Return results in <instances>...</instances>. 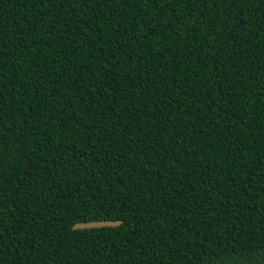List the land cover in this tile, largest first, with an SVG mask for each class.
I'll return each instance as SVG.
<instances>
[{
  "label": "trees",
  "instance_id": "trees-1",
  "mask_svg": "<svg viewBox=\"0 0 264 264\" xmlns=\"http://www.w3.org/2000/svg\"><path fill=\"white\" fill-rule=\"evenodd\" d=\"M0 264H264V0H0Z\"/></svg>",
  "mask_w": 264,
  "mask_h": 264
},
{
  "label": "water",
  "instance_id": "water-1",
  "mask_svg": "<svg viewBox=\"0 0 264 264\" xmlns=\"http://www.w3.org/2000/svg\"><path fill=\"white\" fill-rule=\"evenodd\" d=\"M121 223V220L113 219H101V220H90L80 221L73 224V229H85V228H97L105 226H117Z\"/></svg>",
  "mask_w": 264,
  "mask_h": 264
}]
</instances>
